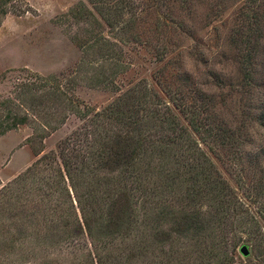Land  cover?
<instances>
[{"label": "trees", "instance_id": "16d2710c", "mask_svg": "<svg viewBox=\"0 0 264 264\" xmlns=\"http://www.w3.org/2000/svg\"><path fill=\"white\" fill-rule=\"evenodd\" d=\"M12 1L0 0V18L14 6ZM93 2L118 36L142 25L153 6L158 11L156 25L162 27L170 20L180 28L179 20L169 15L168 20L162 11H172L174 3L180 10H189L193 0ZM238 7L227 40L238 53L239 86L249 93L263 86L257 67L264 39V0H242ZM71 12L92 16L84 6L72 7ZM94 45L105 49L106 61L119 64L113 58L114 43L102 39ZM169 51L167 45L156 48L155 58L163 64L153 80L163 95L148 84L135 96L132 87L101 110L82 112L57 84L48 91L54 96L55 109L64 110L58 103L67 99L68 111L87 119L82 130L60 142V161L53 153L43 154L23 174L1 186L0 264H64L77 252L87 254L85 264H160V249L169 256L167 264H185L189 252L197 255L198 264L234 262V247L240 239L231 245L230 255L220 256L217 248L226 246L228 235L217 237L218 225L228 220L227 211L235 204L240 210L229 221V239L238 236L240 227L257 220L244 215L246 208L216 162L235 169L239 181L249 177L252 160L257 164L264 160V149L259 154L246 150L250 139L244 130L257 109L261 113L256 119L264 128V106H248L229 119L218 107H225L227 97L215 102L214 95L199 88L183 66L170 65L177 56L164 62ZM219 75L214 72L217 83L223 84ZM39 78L44 84L50 80ZM97 81L102 80L97 77ZM31 104V108L36 105ZM26 120L27 115L12 126ZM259 174L256 182L242 181V190L249 192L246 195L264 217V165ZM253 241L256 247L264 245V233H255L243 244L249 248ZM258 253L264 251H257L255 261L264 263Z\"/></svg>", "mask_w": 264, "mask_h": 264}, {"label": "rangeland", "instance_id": "374dc122", "mask_svg": "<svg viewBox=\"0 0 264 264\" xmlns=\"http://www.w3.org/2000/svg\"><path fill=\"white\" fill-rule=\"evenodd\" d=\"M130 1L133 4L136 0ZM241 2L242 0H193L189 10L184 11L174 3L172 11L162 12L166 13L168 20L170 16L182 23L177 29V23L170 20L169 24L166 21L162 27L156 25L154 17L158 11H154L153 6L151 14L146 13L148 15L142 20V25L137 24L131 32H122L116 36L102 15L94 9L93 0L12 1L10 5L14 6L0 18V188L23 174L43 154L53 153L60 161V142L73 131L83 129L87 118H80L69 112L71 105L67 99L58 103L64 110L55 109L56 102L52 99L54 96L48 94L51 88L57 84L59 89L65 90V94L72 97L73 103L82 112L101 110L132 87L136 90L135 96L141 94L148 84L159 95H163L153 80L155 70L163 64L155 58L156 48L160 45H167L171 50L164 62L177 56V62L170 65L183 66L199 88L214 95L215 102L220 101L222 96L227 97L225 107H218L229 119L233 120L235 115H239L248 106L251 108L256 104L263 107L264 39L257 67L258 77L261 79L258 81L263 86L254 88L249 93H245L246 90L239 86L241 78L238 53L227 40ZM79 6L89 9L92 16L87 13V17H83L81 13L71 12L72 7ZM132 35L138 37L133 38ZM102 39L114 43L113 58L118 60V65L113 59L106 61L103 56L105 49H98L94 45L96 41L97 44L102 42ZM214 72L220 74L223 84L217 83ZM39 75L50 80L44 84ZM97 77L102 81H97ZM46 98L48 99L45 100ZM38 99L43 101L39 102ZM31 103L36 104L34 108H31ZM41 110L43 111L40 112ZM252 113L254 120L248 121L244 129L250 139L245 148L259 154L261 148L264 149V128L260 126L261 120L256 119L261 109ZM25 115V122L18 121V124L12 126ZM41 135L44 137L40 141ZM38 150L40 151L36 155ZM216 164L234 187L241 206L246 208L244 215H253L257 220V223L249 222L245 227H240L238 236L229 239L232 235L228 229L229 221L238 212L237 209L240 210L237 204L231 206L227 211L228 220L221 222L216 231L217 237L228 235V240L226 246L222 245L217 249L220 256L225 252L230 255L231 245L239 238L234 247L232 264H256L257 251H264V245L256 247L253 241L248 248L251 254L249 257V254L245 256L240 252V247L249 242L255 233H264V217L259 216L257 203L253 202V198L246 195L249 192H243L242 181L255 179L256 182L260 176L259 167L264 165V160L259 164L252 160L247 168L249 177L239 181L235 176V169L226 168L218 162ZM20 211L25 212L24 209ZM238 219L240 217L235 220ZM70 250L72 247L69 252ZM178 254L180 253H175ZM258 255L264 256L263 253ZM86 256L87 254L80 255L77 252L63 262L85 264ZM196 258L195 253H188L187 259L191 263L198 264ZM165 259L167 261L169 256L162 255L160 249V264ZM169 264L176 262L171 261Z\"/></svg>", "mask_w": 264, "mask_h": 264}, {"label": "water", "instance_id": "95a60500", "mask_svg": "<svg viewBox=\"0 0 264 264\" xmlns=\"http://www.w3.org/2000/svg\"><path fill=\"white\" fill-rule=\"evenodd\" d=\"M240 252L243 254V255H248L249 254V249L247 247V245L243 244L241 247H240Z\"/></svg>", "mask_w": 264, "mask_h": 264}]
</instances>
